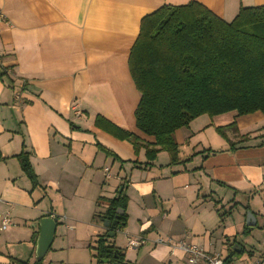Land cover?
Wrapping results in <instances>:
<instances>
[{
  "label": "crops",
  "instance_id": "1",
  "mask_svg": "<svg viewBox=\"0 0 264 264\" xmlns=\"http://www.w3.org/2000/svg\"><path fill=\"white\" fill-rule=\"evenodd\" d=\"M190 2L226 23L241 8L264 6V0H0V221L8 214L12 224L0 226V264H34L39 222L52 216L54 237L41 264H99L90 247L107 229L92 218L107 206L99 198L122 190L126 223L108 243L123 250L124 264H187L180 240L224 264L259 257L260 112L219 115L232 114L236 134L214 139V147L201 144L216 133L195 128L198 119L176 131L179 165L160 152L144 167V150L135 155L130 142L109 132L154 142L136 128L140 94L129 72L130 50L144 17ZM96 118L102 122L96 125ZM22 152L36 184L20 168ZM139 238L142 245L128 246Z\"/></svg>",
  "mask_w": 264,
  "mask_h": 264
},
{
  "label": "trees",
  "instance_id": "2",
  "mask_svg": "<svg viewBox=\"0 0 264 264\" xmlns=\"http://www.w3.org/2000/svg\"><path fill=\"white\" fill-rule=\"evenodd\" d=\"M128 67L140 94L134 112L136 128L154 142L140 141L119 129H105L130 142L135 155L144 150L148 163L144 167L160 152L168 154L170 165H179L174 134L196 118L230 112L264 116V6L241 8L226 23L194 2L164 5L141 20ZM100 122L96 118V125ZM28 156L22 152L16 158L22 172L36 184ZM127 201L123 190L113 199L99 198L107 206L92 221L100 225L113 222L121 210L117 226L123 229ZM107 233L90 247L93 257L97 262L124 264L123 250L108 243Z\"/></svg>",
  "mask_w": 264,
  "mask_h": 264
},
{
  "label": "built area",
  "instance_id": "3",
  "mask_svg": "<svg viewBox=\"0 0 264 264\" xmlns=\"http://www.w3.org/2000/svg\"><path fill=\"white\" fill-rule=\"evenodd\" d=\"M4 20L3 14L0 12V26ZM1 59V54H0ZM52 218H55L52 216ZM11 221L8 217V214H5L1 217L0 226L3 231L7 230L11 226ZM167 243H170L169 240H166ZM144 240L142 238L130 240L128 246L132 248H137L142 245ZM158 243H163L161 240H158ZM178 250L182 253L186 259L187 264H224L223 260L218 255H212L205 252L202 248L197 247L196 245L189 244L185 240H180L176 243ZM247 264H264V246L262 247L259 257Z\"/></svg>",
  "mask_w": 264,
  "mask_h": 264
},
{
  "label": "water",
  "instance_id": "4",
  "mask_svg": "<svg viewBox=\"0 0 264 264\" xmlns=\"http://www.w3.org/2000/svg\"><path fill=\"white\" fill-rule=\"evenodd\" d=\"M121 192V188L119 189L118 193ZM122 214V211L119 210L116 218L113 222L105 221L103 223V227L106 229H111V231L107 234V238H113L115 232L120 229L118 225V215ZM56 228V219L55 218H42L39 222V234L36 240L35 245V260L37 262L41 261L45 254L47 253L48 249L51 246L53 241L54 232ZM107 263V262H106ZM117 264V263H113Z\"/></svg>",
  "mask_w": 264,
  "mask_h": 264
},
{
  "label": "rangeland",
  "instance_id": "5",
  "mask_svg": "<svg viewBox=\"0 0 264 264\" xmlns=\"http://www.w3.org/2000/svg\"><path fill=\"white\" fill-rule=\"evenodd\" d=\"M203 116H206V117H204L206 119L203 120L202 119ZM196 119H198V120H196ZM196 119L195 120L197 121V124L194 126L195 128L208 127V128H210V130H212V132H213V130H215L216 135H214L215 137L212 138L211 140L207 141L206 135L203 137V142L205 144L204 143H201V144L206 145L205 146L206 148L214 147V144H213L214 139L229 140V139H232V137H234L236 134V127L230 126L231 124L234 123V122H232L233 121L232 120V114H227L224 116H213V117H209L207 115H202ZM195 120H193V121H195ZM230 122H232V123H230ZM228 123H230V124H228ZM184 129H186V128H184ZM108 239H113V238H108ZM104 263L106 264V262H104L103 260H99V264H104Z\"/></svg>",
  "mask_w": 264,
  "mask_h": 264
}]
</instances>
